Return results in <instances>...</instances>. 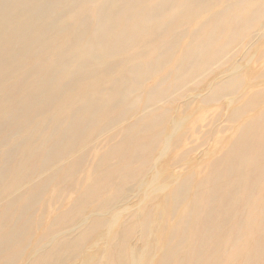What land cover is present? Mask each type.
<instances>
[{"label":"bare ground","instance_id":"bare-ground-1","mask_svg":"<svg viewBox=\"0 0 264 264\" xmlns=\"http://www.w3.org/2000/svg\"><path fill=\"white\" fill-rule=\"evenodd\" d=\"M262 16L264 0H0V264H75L102 228L104 240L121 237L107 250L90 243L98 256L85 264L102 255L108 264H223L248 232L235 264H264V197L250 212L264 190V108L200 178L164 192L152 180L138 187L180 144L165 127L174 92L243 45L202 100L237 91L239 70L257 84L261 54L245 38ZM215 118L209 112L206 123ZM126 209L136 216L124 220Z\"/></svg>","mask_w":264,"mask_h":264},{"label":"rangeland","instance_id":"rangeland-1","mask_svg":"<svg viewBox=\"0 0 264 264\" xmlns=\"http://www.w3.org/2000/svg\"><path fill=\"white\" fill-rule=\"evenodd\" d=\"M245 43H249L250 54L255 56L259 55V59L253 64V67L258 71L257 84L253 80V74L248 71L239 70L244 77L240 88L231 93L220 96L217 100L208 101L207 104L202 100L206 97L216 84L215 81L221 79L232 73L229 69L230 64L240 61L246 48L243 46L234 47L233 55L231 58L219 68L210 71L209 73L201 76L195 82H186L182 87L181 93L174 92V94L165 102L169 109L170 117L167 120L165 127L166 132L173 131L171 137L180 140L178 147L170 148L162 153L155 161L151 169L148 170L144 180L138 185L143 187L148 181L152 180L156 187H160L161 192L183 183L186 185L187 180L197 179L201 177V173L206 166L215 156L221 154L228 145V136L236 135L241 123L252 117L255 113L260 112L264 108V86L260 85L259 79L264 74L262 68L264 66V16L258 19L257 24L253 27L250 34L245 38ZM253 95L261 98L257 102L258 107L251 111L246 110L239 120L233 122L230 115L236 107H241ZM262 96V97H261ZM157 104H160L159 102ZM208 113L211 111L216 112V118L211 123H206L205 110ZM202 141V142H201ZM201 144L196 148L192 147L195 143ZM180 153V155H179ZM264 190L258 187L253 196V203L250 207V212L256 216V211L253 212L254 207L260 202ZM20 200H18L19 202ZM117 208H111L115 210ZM126 209L123 211V219L133 218L136 216V211ZM176 214V213H175ZM172 214V217H175ZM94 214L90 212V217ZM239 219V218H238ZM155 222L152 226L157 225ZM156 230L164 235L166 232L165 227L159 223L155 226ZM79 228L74 229L71 235H75ZM107 230L105 228L99 229L95 232L92 240L87 242L75 257V264H85L88 255L94 254V258L98 256V247L90 246V243H96L97 246L103 244L107 250L109 246L114 244L120 237V231L117 233H110L109 238L105 239ZM253 232H248L242 235L234 245L228 246L224 252L221 263L235 264L240 259L246 256V244L252 241ZM155 242V239H153ZM140 243V239L134 240ZM109 260L104 258V255L99 257L98 264H108Z\"/></svg>","mask_w":264,"mask_h":264}]
</instances>
